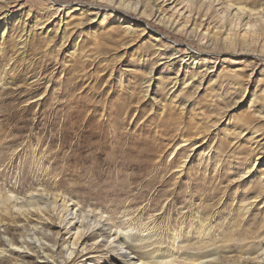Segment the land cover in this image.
I'll return each instance as SVG.
<instances>
[{"label":"rangeland","instance_id":"obj_1","mask_svg":"<svg viewBox=\"0 0 264 264\" xmlns=\"http://www.w3.org/2000/svg\"><path fill=\"white\" fill-rule=\"evenodd\" d=\"M141 1L154 18H121L115 0H0V184L197 241V212L229 225L260 186L264 48H209L159 22L188 17L186 0ZM217 8L189 20L220 36Z\"/></svg>","mask_w":264,"mask_h":264},{"label":"bare ground","instance_id":"obj_2","mask_svg":"<svg viewBox=\"0 0 264 264\" xmlns=\"http://www.w3.org/2000/svg\"><path fill=\"white\" fill-rule=\"evenodd\" d=\"M114 4L112 8L121 18L155 17L154 13L148 14L147 3L141 0H115ZM64 6L61 4L57 12ZM212 6L219 7L216 12L220 26L216 28L230 24L220 36L209 25L189 20L192 11L197 15L200 8L207 11ZM184 7L188 17L177 12L175 16L160 17L159 22L186 38L205 40L213 49H239L242 53L251 47L264 48V0H186ZM260 150L264 154V143ZM254 166L244 160V180L254 175ZM255 173L260 186L253 188L256 195L251 203L239 206L232 223L216 230L210 213L197 212V241L190 242L176 234L162 241L161 231L155 226L144 225L143 232H135L132 226L123 227L126 219L118 226L110 216L85 210L79 201L61 192L39 187L20 193L0 184V228H4L0 264H33L31 260L42 264H97L104 255L111 257V264H264V159ZM255 209L258 216L251 215Z\"/></svg>","mask_w":264,"mask_h":264}]
</instances>
